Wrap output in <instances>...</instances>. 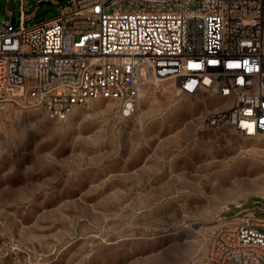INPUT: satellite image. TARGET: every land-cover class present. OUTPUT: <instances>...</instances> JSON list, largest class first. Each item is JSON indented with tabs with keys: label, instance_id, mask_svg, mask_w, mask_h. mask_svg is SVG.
Wrapping results in <instances>:
<instances>
[{
	"label": "rangeland",
	"instance_id": "1",
	"mask_svg": "<svg viewBox=\"0 0 264 264\" xmlns=\"http://www.w3.org/2000/svg\"><path fill=\"white\" fill-rule=\"evenodd\" d=\"M67 3L26 0V25ZM7 9L18 23L20 0H0V24ZM230 102L167 79L142 87L128 118L103 99L62 121L10 106L0 120V264H190L234 205L264 217V133L204 126Z\"/></svg>",
	"mask_w": 264,
	"mask_h": 264
},
{
	"label": "built area",
	"instance_id": "2",
	"mask_svg": "<svg viewBox=\"0 0 264 264\" xmlns=\"http://www.w3.org/2000/svg\"><path fill=\"white\" fill-rule=\"evenodd\" d=\"M25 10L20 0L19 22L7 9L0 24V120L27 103L62 121L93 99L128 118L142 87L171 79L185 95L231 99L205 128L264 133V0H68L32 25ZM242 206L190 264H264V217Z\"/></svg>",
	"mask_w": 264,
	"mask_h": 264
},
{
	"label": "bare ground",
	"instance_id": "3",
	"mask_svg": "<svg viewBox=\"0 0 264 264\" xmlns=\"http://www.w3.org/2000/svg\"><path fill=\"white\" fill-rule=\"evenodd\" d=\"M140 93H141V90H140ZM228 105V104H227ZM218 108H220V106L219 105H216L215 107H214V109H218ZM258 134H256V135H254V136H257ZM253 136V137H254Z\"/></svg>",
	"mask_w": 264,
	"mask_h": 264
},
{
	"label": "water",
	"instance_id": "4",
	"mask_svg": "<svg viewBox=\"0 0 264 264\" xmlns=\"http://www.w3.org/2000/svg\"><path fill=\"white\" fill-rule=\"evenodd\" d=\"M50 3V1H42L41 4Z\"/></svg>",
	"mask_w": 264,
	"mask_h": 264
}]
</instances>
